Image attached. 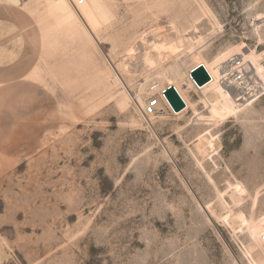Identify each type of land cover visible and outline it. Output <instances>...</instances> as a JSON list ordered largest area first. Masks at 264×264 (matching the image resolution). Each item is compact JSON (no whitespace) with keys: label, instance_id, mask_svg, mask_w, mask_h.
Masks as SVG:
<instances>
[{"label":"rangeland","instance_id":"374dc122","mask_svg":"<svg viewBox=\"0 0 264 264\" xmlns=\"http://www.w3.org/2000/svg\"><path fill=\"white\" fill-rule=\"evenodd\" d=\"M54 1L0 0V264H264V96L218 123L214 87L171 59L157 79L186 108L162 99L148 119L154 73L121 67L154 28L202 39L220 81L238 61L264 66V0H91L99 31L69 0L73 25L41 30L34 14ZM239 182L249 223L235 231L218 207Z\"/></svg>","mask_w":264,"mask_h":264},{"label":"bare ground","instance_id":"6f19581e","mask_svg":"<svg viewBox=\"0 0 264 264\" xmlns=\"http://www.w3.org/2000/svg\"><path fill=\"white\" fill-rule=\"evenodd\" d=\"M4 1L7 4L19 7L27 0ZM72 1L76 6V10L86 21L91 30L99 31L104 28L103 22L100 21L99 17L94 12L91 0ZM74 11L75 9L70 4L69 0H55L44 11L38 10L34 14V17L41 30L50 29L60 24L73 25L74 22L71 18ZM208 15L209 14L204 12V16L209 17ZM208 27H210L211 33H215L219 30V27L215 25ZM174 29H176V27L172 26L170 31ZM201 41L202 39H199L190 46H187L184 39L179 38L171 41L166 35H164L162 28H154L151 32L144 33L140 36L139 44L137 46L134 45L126 51V57L122 60L121 67L124 71L129 72L131 61H137V63H134L142 69L143 73H154L153 75H149L147 79L150 80L140 87V91L142 89H147V92L158 91L161 96L165 86L160 83L157 77H159V71L165 68V63L172 59L175 66L185 74L195 90L201 92L207 87H214L212 92L208 96H205L204 102L211 118H213L214 121L223 124L227 121L228 117L238 118L241 113L247 110L248 106L260 100L263 96L258 99L255 98L251 101L247 100L242 103L236 102L233 96L221 85V81L219 80L220 76L214 73L205 60L197 58L198 53H200L205 47V44ZM200 65L205 67L212 79L208 84L202 87L198 86L191 76L192 70ZM255 69L260 76L264 77V66L259 65L255 67ZM148 83L149 85L146 86ZM129 104L130 99L128 96H125L124 105L129 106ZM143 107H145V104ZM198 148L202 155L210 149L209 145L204 147L199 146ZM228 195L231 200L232 207L237 208L238 212H234L231 205L222 195H220L218 210L220 211L221 218L225 220L233 230L242 231L249 221L246 218V214L239 208L242 207L246 198L249 196V191L245 185L239 182ZM261 221L262 222L255 228V235L253 232L252 235L259 246L264 250V218Z\"/></svg>","mask_w":264,"mask_h":264},{"label":"built area","instance_id":"2783aa9c","mask_svg":"<svg viewBox=\"0 0 264 264\" xmlns=\"http://www.w3.org/2000/svg\"><path fill=\"white\" fill-rule=\"evenodd\" d=\"M235 62L233 61L232 64ZM239 62L234 66L222 69L225 73L221 85L233 96L236 102L242 103L264 96V77L260 76L254 67L244 66ZM165 91V89L162 91L161 96L158 92L148 99L143 109V113L148 119L157 116L161 111L159 109L162 104V97L166 99Z\"/></svg>","mask_w":264,"mask_h":264},{"label":"water","instance_id":"95a60500","mask_svg":"<svg viewBox=\"0 0 264 264\" xmlns=\"http://www.w3.org/2000/svg\"><path fill=\"white\" fill-rule=\"evenodd\" d=\"M191 76L200 87L205 86L212 80L203 65L194 68L191 72ZM165 96L175 112L180 113L186 108V103L182 100L174 86H169L166 89Z\"/></svg>","mask_w":264,"mask_h":264}]
</instances>
